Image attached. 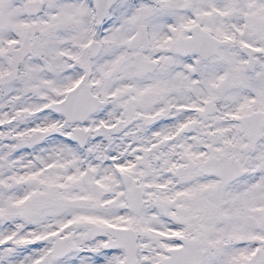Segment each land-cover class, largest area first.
Segmentation results:
<instances>
[{"label":"snow or ice","instance_id":"obj_1","mask_svg":"<svg viewBox=\"0 0 264 264\" xmlns=\"http://www.w3.org/2000/svg\"><path fill=\"white\" fill-rule=\"evenodd\" d=\"M0 264H264V0H0Z\"/></svg>","mask_w":264,"mask_h":264}]
</instances>
